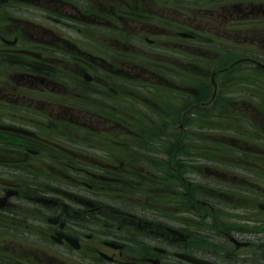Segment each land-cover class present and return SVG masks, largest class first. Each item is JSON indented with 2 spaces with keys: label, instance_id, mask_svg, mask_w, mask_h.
Instances as JSON below:
<instances>
[{
  "label": "flooded vegetation",
  "instance_id": "obj_1",
  "mask_svg": "<svg viewBox=\"0 0 264 264\" xmlns=\"http://www.w3.org/2000/svg\"><path fill=\"white\" fill-rule=\"evenodd\" d=\"M240 29L250 49L235 46ZM262 38L264 0H0V264H264ZM235 66L252 88L244 233L218 226L235 186L207 176L231 147L192 136L207 96L172 83L214 86ZM135 72L156 83L128 88ZM134 177H152L153 205L129 199Z\"/></svg>",
  "mask_w": 264,
  "mask_h": 264
},
{
  "label": "rangeland",
  "instance_id": "obj_2",
  "mask_svg": "<svg viewBox=\"0 0 264 264\" xmlns=\"http://www.w3.org/2000/svg\"><path fill=\"white\" fill-rule=\"evenodd\" d=\"M239 31H241V29ZM256 33L258 34L257 31ZM252 34L253 30L250 29V31L242 30L241 32H239V37L237 35L235 36V46L238 48V50L243 51L242 49H250L249 43H253L251 37ZM102 37L104 38L103 34ZM262 41L263 38L261 39L260 48L258 49V51L260 52L264 51V44ZM95 52L96 55L105 54V50L101 49V47L99 46L95 48ZM183 66L184 65H180L181 69H183ZM245 74L246 75H243L240 74L239 71H235V80L231 81L230 79L227 81H223L222 83L218 79H216L215 82L213 81L214 86L216 84L215 88L210 80L197 81L184 77L183 79L172 81L173 84L176 83L179 86L176 87L181 91L189 89L194 91H202L207 96V106L196 108L198 112L205 113L208 122L207 127H193L191 129L192 136L206 137L208 141V151L212 150L213 147L209 142H214L216 140L222 143H227V146L231 147V151L228 152L224 149L219 154V156L221 155V157H223L222 163L224 168L223 171L218 172L220 173V175H216L214 169H208L207 176L209 178H212L213 180H215L217 177L222 182L229 183L231 187L235 186V195H233L231 191L220 194V198H222L223 202H227L229 205H220L219 210L221 212L223 211L224 217L220 215L219 221H221L223 218L224 219L222 222L218 223V226L223 230H229L232 228L234 231H240V233H244L243 231H247L246 228L239 229L237 227L240 226L239 224L241 223V221H243L241 218L247 220L249 217H253L254 208L257 202V198L255 197L256 194L253 193L250 188V181L252 179V176L250 171L248 170V167L250 165L249 160L251 157H249V155H244V152H246L247 154L248 152H250V136L253 133V130L247 125V121L249 119V104L247 101V97L249 96L248 93L251 92L252 88L249 78L250 76L248 77V74ZM132 78L133 79L129 78L128 80V88L152 87L151 85H154L156 83L155 81L144 79L145 76L142 74V72H135L132 75ZM145 84H148L149 86H146ZM261 102L262 104L264 103L263 101ZM232 104H235L234 107H232ZM260 104L258 106H260ZM259 109L262 111L261 106L259 107ZM224 115H235V127H229L231 126V123L224 122ZM160 116L162 118L167 117L163 114H161ZM228 117L229 116H226L225 119ZM192 118L194 117L192 116ZM175 120H180V117L175 116ZM212 121H214V123H212ZM256 133V136L259 138L264 135V121L258 116L256 121ZM223 153H233L235 155V158H231V156L233 155L223 156ZM215 158H217V154L208 153L209 166L216 165V161L213 160ZM219 162L220 161H218L217 163ZM231 165H234L235 167ZM233 170H235V179H233V175L230 172ZM134 180L136 181V186H131L135 187L131 188V190L129 191V199L140 200L143 202L147 201L149 202V204L153 205L154 200L155 198H157V196H155V190L153 189L154 184L152 182V177H134ZM190 180L192 185L188 192L189 195L201 194L198 193L200 188L197 187V185L200 183V179L198 177L192 176L190 177ZM131 181H133V179H131ZM176 193L178 194L173 199L174 201L178 202L179 200H181L182 203L183 200H188V198L184 199V196H182V198L179 197V192ZM261 194L264 195V193ZM209 195L215 197L216 192H212L211 190H209ZM231 204H235V220H232V214L230 213V211H232V209L230 208ZM207 217L208 223H210V220H215L216 216L207 214Z\"/></svg>",
  "mask_w": 264,
  "mask_h": 264
},
{
  "label": "trees",
  "instance_id": "obj_3",
  "mask_svg": "<svg viewBox=\"0 0 264 264\" xmlns=\"http://www.w3.org/2000/svg\"><path fill=\"white\" fill-rule=\"evenodd\" d=\"M235 71H236V69H235ZM240 74H242V73H240ZM236 79V78H235Z\"/></svg>",
  "mask_w": 264,
  "mask_h": 264
},
{
  "label": "water",
  "instance_id": "obj_4",
  "mask_svg": "<svg viewBox=\"0 0 264 264\" xmlns=\"http://www.w3.org/2000/svg\"><path fill=\"white\" fill-rule=\"evenodd\" d=\"M264 206V205H261V207Z\"/></svg>",
  "mask_w": 264,
  "mask_h": 264
}]
</instances>
